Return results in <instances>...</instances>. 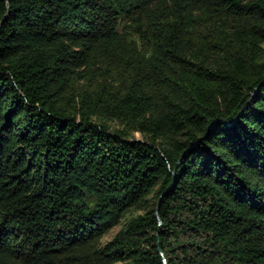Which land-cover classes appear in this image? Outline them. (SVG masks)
Masks as SVG:
<instances>
[{
  "label": "trees",
  "instance_id": "obj_1",
  "mask_svg": "<svg viewBox=\"0 0 264 264\" xmlns=\"http://www.w3.org/2000/svg\"><path fill=\"white\" fill-rule=\"evenodd\" d=\"M158 247L264 264V0H0V264Z\"/></svg>",
  "mask_w": 264,
  "mask_h": 264
},
{
  "label": "rangeland",
  "instance_id": "obj_2",
  "mask_svg": "<svg viewBox=\"0 0 264 264\" xmlns=\"http://www.w3.org/2000/svg\"><path fill=\"white\" fill-rule=\"evenodd\" d=\"M138 213V212H136ZM132 213L127 214V216L125 218H123L119 224H117L116 226H114L113 228H111L102 238L101 241L102 243L107 242L108 240H110L114 234L123 226V224L125 223V221L130 217Z\"/></svg>",
  "mask_w": 264,
  "mask_h": 264
},
{
  "label": "water",
  "instance_id": "obj_3",
  "mask_svg": "<svg viewBox=\"0 0 264 264\" xmlns=\"http://www.w3.org/2000/svg\"><path fill=\"white\" fill-rule=\"evenodd\" d=\"M158 205H159V204H157V206H156V210L158 209ZM155 216H156V218H157L158 220H160V218H159V216H158V214H157L156 211H155ZM157 251H158L159 254L161 255L162 260H163V263H164V264H167L166 259H165L164 255L162 254V252H161V250H160L159 247L157 248Z\"/></svg>",
  "mask_w": 264,
  "mask_h": 264
}]
</instances>
